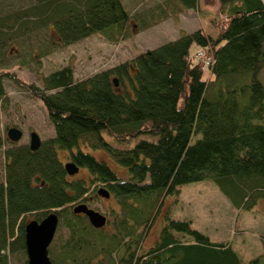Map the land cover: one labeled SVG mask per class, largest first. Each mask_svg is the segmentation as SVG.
<instances>
[{
	"label": "trees",
	"instance_id": "16d2710c",
	"mask_svg": "<svg viewBox=\"0 0 264 264\" xmlns=\"http://www.w3.org/2000/svg\"><path fill=\"white\" fill-rule=\"evenodd\" d=\"M176 2L196 9L199 0ZM219 4L216 37L202 28L181 32L86 79L76 80L74 68L64 66L39 87L0 69V107L9 80L42 102L55 131L37 150L26 145L5 152L0 264H9L7 251L15 250L28 264L25 217L41 221L50 212L68 230L59 257L49 247L53 264H264V253L243 263L230 244L212 241L190 220L172 219L168 212L157 240L144 248L167 197L179 195L183 185L212 179L234 207L246 211L264 196V0ZM31 13L36 20H26V11L10 23V16L0 17V55L9 40L38 22L52 25L62 45L94 34L120 43L133 18L124 0H37ZM193 44L210 59L208 66L191 56ZM81 142L126 169L127 179L105 159L82 151ZM60 152L86 170L88 180H69ZM102 187L120 206L110 232L107 216L97 229L73 211Z\"/></svg>",
	"mask_w": 264,
	"mask_h": 264
},
{
	"label": "rangeland",
	"instance_id": "374dc122",
	"mask_svg": "<svg viewBox=\"0 0 264 264\" xmlns=\"http://www.w3.org/2000/svg\"><path fill=\"white\" fill-rule=\"evenodd\" d=\"M124 4L133 15L130 27L126 29L129 35L126 40L111 43L94 34L62 45L59 41L55 42L58 35L52 25L45 26L38 22L32 30L13 37L5 44L3 55H0V69L15 71L20 78L42 87L45 76L64 66H72L75 79L82 80L116 67L147 49L173 41L181 32L191 33L202 28L213 38L217 35L215 26L220 19L219 0H199L196 9L182 8L176 0H124ZM34 5H37V0H0V17L10 16L6 18V22L10 23L17 14L26 11L30 15L26 20H36V16L31 15ZM17 27L15 24L14 28ZM200 50V46L193 44L191 56L195 57ZM205 75L208 76V69ZM260 79L264 84V70ZM4 86L6 97L0 107V183L4 182L5 152L8 149L29 145L31 132H36L42 142L55 136L54 127L41 101L22 92L9 80L4 81ZM12 127L23 131L22 138L17 142L7 137V131ZM90 145V142H81L80 149L99 160L105 159L112 170L127 179L126 169L116 165L103 151H93ZM114 145L124 149L131 147L130 144ZM67 156L66 152L58 154L63 163L67 162ZM67 178L88 180L89 176L86 170L81 169ZM87 203L107 216L110 224L105 231H113L112 222L120 211L113 197L106 199L90 194ZM254 203L249 211L237 209L212 179L183 185L179 195L167 197L163 211L144 238V248L155 243L165 224L164 213L168 212L172 219L190 220L193 228L212 241L230 244L241 261L247 263L264 253V196ZM25 219L28 223L36 220V217L28 214ZM67 238L68 230L60 225L51 244L55 257L61 255ZM22 253L21 250L7 251L9 264H24Z\"/></svg>",
	"mask_w": 264,
	"mask_h": 264
},
{
	"label": "water",
	"instance_id": "95a60500",
	"mask_svg": "<svg viewBox=\"0 0 264 264\" xmlns=\"http://www.w3.org/2000/svg\"><path fill=\"white\" fill-rule=\"evenodd\" d=\"M117 85L116 79L114 80ZM10 141L17 142L23 136V131L19 128L12 127L7 131ZM41 139L36 132H31L29 148L37 150L41 146ZM66 172L73 176L78 173L79 167L74 163H66L64 165ZM101 197L109 198L110 193L102 187L98 190ZM76 214H84L88 217L90 224L97 229L105 227L107 218L102 212L88 207L86 204H79L73 208ZM59 217L55 212H50L41 221L33 220L25 225V250L28 264H53L49 257V247L55 237Z\"/></svg>",
	"mask_w": 264,
	"mask_h": 264
},
{
	"label": "built area",
	"instance_id": "2783aa9c",
	"mask_svg": "<svg viewBox=\"0 0 264 264\" xmlns=\"http://www.w3.org/2000/svg\"><path fill=\"white\" fill-rule=\"evenodd\" d=\"M204 55H205L204 52L200 51L197 54V57L203 61L204 65L208 66L210 64V59L209 58H204Z\"/></svg>",
	"mask_w": 264,
	"mask_h": 264
},
{
	"label": "flooded vegetation",
	"instance_id": "af4514ba",
	"mask_svg": "<svg viewBox=\"0 0 264 264\" xmlns=\"http://www.w3.org/2000/svg\"><path fill=\"white\" fill-rule=\"evenodd\" d=\"M29 146V145H28ZM68 155V154H67ZM61 161V160H60ZM63 163V162H62ZM66 163H73L72 161H71V159L67 156V162H65V163H63V166L66 164ZM81 169L79 168V171H80ZM84 204H86L88 207H91L87 202L86 203H84ZM92 208V207H91Z\"/></svg>",
	"mask_w": 264,
	"mask_h": 264
},
{
	"label": "bare ground",
	"instance_id": "6f19581e",
	"mask_svg": "<svg viewBox=\"0 0 264 264\" xmlns=\"http://www.w3.org/2000/svg\"><path fill=\"white\" fill-rule=\"evenodd\" d=\"M8 137V136H7Z\"/></svg>",
	"mask_w": 264,
	"mask_h": 264
}]
</instances>
